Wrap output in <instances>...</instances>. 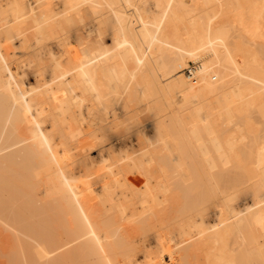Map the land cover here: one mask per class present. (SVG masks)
<instances>
[{"label":"bare ground","instance_id":"6f19581e","mask_svg":"<svg viewBox=\"0 0 264 264\" xmlns=\"http://www.w3.org/2000/svg\"><path fill=\"white\" fill-rule=\"evenodd\" d=\"M140 103L156 139L76 173ZM263 123L264 0H0V264H264Z\"/></svg>","mask_w":264,"mask_h":264},{"label":"rangeland","instance_id":"374dc122","mask_svg":"<svg viewBox=\"0 0 264 264\" xmlns=\"http://www.w3.org/2000/svg\"><path fill=\"white\" fill-rule=\"evenodd\" d=\"M17 53H19V51L17 50ZM25 69H28V68H25ZM143 105V106H142ZM139 106V107H138ZM144 104H141L140 105L138 104L137 107V111H136V119H132L129 120L128 116L125 114L124 110L122 111V108L119 104H114V109L116 110V113H117V120L118 122H121L123 124V127L125 129V134L124 135H118V136H113L112 139H110L109 141H107L103 146H99V145H96V147L94 148V146H92L93 148H91V146H88L87 144L84 146L85 148L82 149L81 151V155L77 156L76 157V165H75V171L76 173H80V172H83L84 171V168H86L87 166L86 165H92V170H98L102 167L103 165V161L104 160H108L110 156L109 154V151L110 149L107 148L108 144H111V150L112 154L114 155H119V154H124L125 152H131L133 149L135 148H140L139 145L137 144V141L139 139H142V140H155L157 135H158V132H157V122L154 123V121H156L158 118L157 116L155 115L156 112H155V117L153 116V110H147L145 107ZM136 107V108H137ZM138 112V113H137ZM157 118V119H156ZM156 119V120H155ZM263 122V121H262ZM262 122L260 124H262ZM130 123V124H129ZM136 123V124H135ZM128 124V125H127ZM156 124V127H154V125ZM264 124V123H263ZM126 125V126H125ZM261 126V125H260ZM263 126V125H262ZM128 127V128H127ZM264 127H262L263 129ZM262 129H260V131H263ZM127 132V133H126ZM138 133V134H137ZM141 135H140V134ZM127 135V136H126ZM131 135V136H130ZM133 135V136H132ZM121 136V138H120ZM124 136V137H123ZM142 136V138H141ZM119 137V138H118ZM145 137V139H144ZM151 137V138H150ZM122 139V140H121ZM124 139V140H123ZM126 139V140H125ZM128 139V140H127ZM113 140V141H112ZM120 140V141H119ZM123 141V143L121 144V142ZM110 142V143H109ZM120 145H119V144ZM106 145V146H105ZM123 145V146H122ZM125 145V146H124ZM88 146V147H87ZM110 146V145H109ZM101 147L103 149H101ZM87 148V149H86ZM107 148V150H106ZM88 149L90 150V152L88 151ZM109 149V150H108ZM120 149V150H119ZM87 150V151H86ZM115 150V151H114ZM109 155H108V154ZM119 153V154H118ZM84 154V155H83ZM83 155V156H82ZM86 155V158L84 160V156ZM83 158H82V157ZM80 157V158H79ZM89 157V158H88ZM89 160V161H88ZM86 161V163H84ZM91 161V163H90ZM88 162V164H87ZM94 162V163H93ZM84 165V166H83ZM99 165V166H98ZM99 167V168H98ZM176 179V178H175ZM98 186L96 185V188ZM241 193V194H240ZM244 193L242 192H239L238 194H236V199H235V204H236V207H240V210H243L245 209V207L247 206V204L253 200V196L251 194H244V197L243 195ZM252 196V197H251ZM248 202V203H247ZM216 204H210L208 207H206V212L204 214V221H207L209 223H213L214 221H216V219L218 218V210H217V205L215 206ZM243 207V208H242ZM239 209V208H238ZM217 214V215H216ZM158 215V214H157ZM174 210L171 211L170 209V212L168 210V213L166 214L167 218H164V222H170L168 224V231L170 230V233L172 234V237L174 235V240H175V237L177 238L176 240H180L179 238V234H177V229H178V224L173 220L174 218ZM150 221L151 222L150 224L148 223V225L150 227H152L151 229H149L150 227H148V225L146 226L147 228V232L146 230L144 231V223H140V221H136V222H132V223H126L124 224L125 227H127V229L129 230V237H130V242L135 245V244H141L140 245V249H142L141 251H139V254H138V258L141 259L143 257V250H147V251H155L156 248H157V244H158V241H157V233H158V229L157 228H161L160 227V221H159V217H155V214L153 216V214L150 215ZM207 219V220H206ZM159 221V222H158ZM213 221V222H212ZM158 223V225H157ZM143 226V228H142ZM159 226V227H158ZM1 227V226H0ZM117 224L114 225L112 227V229H117ZM3 228V227H2ZM0 228V229H2ZM1 231V230H0ZM155 231H156V235H155ZM4 234H7V232L3 229H2V234L0 232V235L3 236ZM179 237V238H178ZM138 248V247H137ZM142 256V257H141ZM7 260V259H6ZM4 261V262H3ZM75 263L74 264H80V261L79 259L77 260V258H75ZM1 264H8L3 258L1 259ZM10 264V263H9Z\"/></svg>","mask_w":264,"mask_h":264}]
</instances>
